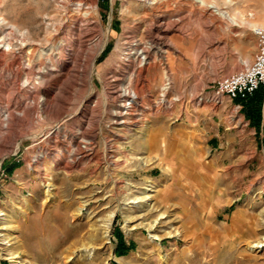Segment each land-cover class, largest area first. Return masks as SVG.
<instances>
[{
	"label": "rangeland",
	"instance_id": "rangeland-1",
	"mask_svg": "<svg viewBox=\"0 0 264 264\" xmlns=\"http://www.w3.org/2000/svg\"><path fill=\"white\" fill-rule=\"evenodd\" d=\"M161 4L0 0V37L14 43L0 61V264H264V107L257 130L226 98H200L254 59L264 0ZM45 70L61 76L25 96ZM162 131L186 148L175 161L205 163L203 197L220 222L243 228H178L165 185L174 176L149 150ZM161 139L165 152L176 142ZM113 211L109 239L78 250L74 240ZM120 231L133 243L121 254Z\"/></svg>",
	"mask_w": 264,
	"mask_h": 264
},
{
	"label": "crops",
	"instance_id": "crops-1",
	"mask_svg": "<svg viewBox=\"0 0 264 264\" xmlns=\"http://www.w3.org/2000/svg\"><path fill=\"white\" fill-rule=\"evenodd\" d=\"M261 89L263 90L264 95V89ZM226 101H228L227 104L230 105V109L233 114H238L240 111V113L243 114L246 119H248L249 123L253 127H255L257 130L262 128L263 116L260 126H256L254 123H252L251 119L247 116V108L244 104V100L241 98L231 99L227 97ZM213 104H204L203 107L205 105H212L215 107ZM238 104L241 105L239 109L236 108ZM226 116L224 117L226 119V123H230L231 121H229L230 119L228 118V115ZM161 136H163L164 140H167L169 143L170 139L166 138L172 137L176 141L174 142L175 144L171 145L169 150L167 148L166 152L161 145L163 142ZM195 139H198L197 136ZM151 141L152 145H150L149 150L156 148L157 152L159 153L158 158L161 162L160 165H162L165 169H171L174 176L172 177L171 182L168 183L167 181L165 185L166 187L168 186L170 191L174 192L171 204L173 207L175 206L177 215L183 216V219L180 220L178 224V228H243L245 226L244 224L238 225L235 223L236 221H234V224L232 223V225L220 222L218 218L221 215L220 206H215L216 204L214 203L213 198H208V202L206 203V198L203 197L204 194L202 192L204 189L203 186L206 183L205 180L207 178H205V163L201 159L199 161H191L192 163L190 166H186V163L182 164L175 161L182 159V157H184L187 153V151H184L186 148L181 147V145H177L178 141H182L181 138H175L173 135L162 131L161 134L153 136ZM202 150L203 147L196 143L193 145V147H191L190 151L194 156H198V154H201ZM172 163L176 165H173ZM154 183L157 184L158 182L155 181Z\"/></svg>",
	"mask_w": 264,
	"mask_h": 264
},
{
	"label": "bare ground",
	"instance_id": "bare-ground-1",
	"mask_svg": "<svg viewBox=\"0 0 264 264\" xmlns=\"http://www.w3.org/2000/svg\"><path fill=\"white\" fill-rule=\"evenodd\" d=\"M77 1L79 5H84L86 4L88 9H91V11H96L97 10V0H74ZM146 3L148 5H153L157 6L158 8H162V4H161V0H146ZM157 4V5H155ZM162 10V9H161ZM72 25H73V29L78 27L77 26V21L79 20L78 17L73 16L72 17ZM158 23V27L159 29V33H157L156 37L157 38H162L163 36L161 35L162 29H167L169 26V23L165 20V18L162 16L157 20ZM171 23V22H170ZM163 39V38H162ZM139 43V42H138ZM4 45H14V43L12 42L11 38L9 39L8 36L6 37H0V61L2 60V58L4 57L5 54V48ZM152 47V44H146V45H142L140 48V52L144 53V57L147 56V53L150 52V49ZM136 48V47H135ZM10 49V48H9ZM7 51V50H6ZM60 52L62 53V50H60ZM81 53V52H80ZM63 56V55H62ZM61 57V55H60ZM40 60V59H39ZM42 61H39V66L42 69L43 65L41 64ZM62 66H65L67 63L65 60H63L61 62ZM14 65V64H13ZM57 70V69H55ZM19 71L14 72L13 75V81L16 82L18 80L19 77ZM22 75V74H21ZM41 76L39 77L40 79L38 81H36L35 83H33V87L29 88L27 90V93H25V96H29V97H36L37 95V90L43 86V84H50V82L52 81V79H54L55 77H59L61 76V73L59 71H54V72H50L48 70H45L42 74H40ZM123 93L129 95L130 97H132V99L134 97H136L137 91L135 89H131L130 87H125L123 89ZM120 95V94H119ZM203 98V97H202ZM36 100V99H35ZM49 100V98H48ZM48 100H44L45 102L48 103ZM53 100V99H52ZM43 101V102H44ZM31 102V101H30ZM30 102H27L25 106L29 107L31 105ZM39 102V101H38ZM37 103V102H36ZM131 103V102H130ZM129 102H127L126 104H130ZM50 104V103H49ZM213 104V102H212ZM33 106V105H31ZM49 106V105H48ZM34 107V106H33ZM51 129V128H50ZM54 130V128H52L51 130H48L47 134L49 135L50 133H52ZM19 144V143H18ZM78 148V147H77ZM66 149H68V147H66ZM42 156H44L43 154H39L35 161L39 162L40 159L42 158ZM148 189H151V187H147ZM151 195L150 194H145L143 196V199H150ZM138 201V200H137ZM115 211L109 213L108 218L105 222V224H100L99 226H91L89 227L83 234H81L80 236H78L74 242L81 244L78 250H82V251H87L90 250L92 247H94V242L99 241V240H103V239H109V234H110V224L113 220ZM10 226V225H9ZM259 245H264V243H260Z\"/></svg>",
	"mask_w": 264,
	"mask_h": 264
},
{
	"label": "built area",
	"instance_id": "built-area-1",
	"mask_svg": "<svg viewBox=\"0 0 264 264\" xmlns=\"http://www.w3.org/2000/svg\"><path fill=\"white\" fill-rule=\"evenodd\" d=\"M257 37V52L251 62H245L244 66L227 76L218 79L215 89L208 96L200 95V98L209 100L214 104H222L225 98H248L258 89H264V26L254 29ZM202 100V99H200ZM240 104L236 108H240Z\"/></svg>",
	"mask_w": 264,
	"mask_h": 264
},
{
	"label": "trees",
	"instance_id": "trees-1",
	"mask_svg": "<svg viewBox=\"0 0 264 264\" xmlns=\"http://www.w3.org/2000/svg\"><path fill=\"white\" fill-rule=\"evenodd\" d=\"M109 44L107 45L105 50H108ZM242 99V98H241ZM244 100V104L247 108V116L251 119L252 123H254L256 126H260L262 122V116H263V101H264V95L263 90L260 88L258 89L252 96L248 98L242 99ZM263 144H264V138H263ZM118 252L125 253L128 248L133 246V243L127 244L124 238L123 232H118ZM113 264H116V262H113Z\"/></svg>",
	"mask_w": 264,
	"mask_h": 264
}]
</instances>
